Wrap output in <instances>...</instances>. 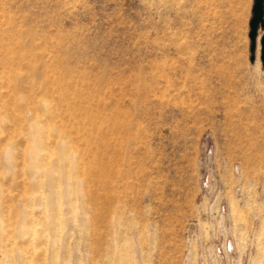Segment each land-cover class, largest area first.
Masks as SVG:
<instances>
[{"label": "rangeland", "instance_id": "rangeland-1", "mask_svg": "<svg viewBox=\"0 0 264 264\" xmlns=\"http://www.w3.org/2000/svg\"><path fill=\"white\" fill-rule=\"evenodd\" d=\"M252 4L0 0V264H264Z\"/></svg>", "mask_w": 264, "mask_h": 264}, {"label": "water", "instance_id": "water-1", "mask_svg": "<svg viewBox=\"0 0 264 264\" xmlns=\"http://www.w3.org/2000/svg\"><path fill=\"white\" fill-rule=\"evenodd\" d=\"M251 9H252V17L249 20L250 31L248 33V36L251 39V46L249 50L250 52L253 51L256 29L258 26H260L263 29V32L259 37L260 52H261L260 61H261V65L264 67V0H253ZM250 59H253V54L250 56Z\"/></svg>", "mask_w": 264, "mask_h": 264}]
</instances>
